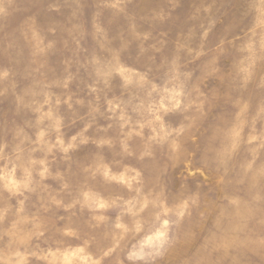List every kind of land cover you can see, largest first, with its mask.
I'll return each mask as SVG.
<instances>
[{
  "label": "rangeland",
  "instance_id": "374dc122",
  "mask_svg": "<svg viewBox=\"0 0 264 264\" xmlns=\"http://www.w3.org/2000/svg\"><path fill=\"white\" fill-rule=\"evenodd\" d=\"M0 264H264V0H0Z\"/></svg>",
  "mask_w": 264,
  "mask_h": 264
}]
</instances>
